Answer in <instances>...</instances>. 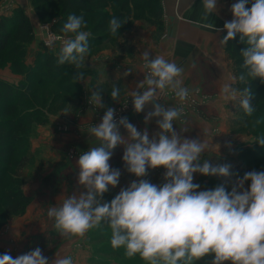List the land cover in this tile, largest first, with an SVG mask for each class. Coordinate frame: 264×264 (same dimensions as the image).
I'll return each instance as SVG.
<instances>
[{
	"label": "clouds",
	"instance_id": "1",
	"mask_svg": "<svg viewBox=\"0 0 264 264\" xmlns=\"http://www.w3.org/2000/svg\"><path fill=\"white\" fill-rule=\"evenodd\" d=\"M248 4L249 0H238L231 5L233 18L224 23L226 35L220 41L227 45L237 34L242 41L246 40L248 46L241 51L244 71L238 77L245 87L239 89L226 82L221 85L219 95L224 102L238 101L244 114L250 117L255 107L251 103L249 80L259 78L264 83V0H252L250 7ZM186 6L191 7V0H187ZM202 7V20L208 21L217 10V0H202ZM196 23L198 27L221 31L213 23ZM123 24L116 17L111 18L110 34L118 35ZM86 27L83 15H69L61 29L68 38L49 33L45 44L50 49L56 40H62L58 64L68 63L77 69L84 66L90 51V33L82 30ZM43 28L48 30L49 26ZM141 58L144 79L128 95L136 113L152 105V110L145 114V124L159 117L156 120L159 131L150 137L147 127L138 130L127 117L117 121L115 108L103 102V90L92 91L89 104L104 109V114L101 122L88 132L100 145L89 148L78 158V185L82 187L79 195H70L59 206L48 208L47 216L53 220V227L60 236L83 238L106 221L111 229V246L123 248L127 257L138 256L145 264H194L207 256L212 257L209 264H264V171L252 170L241 177L232 173L228 164L213 165L207 160L201 164L203 153L220 146L206 139L182 137L173 127L174 121L183 115L182 107L158 102L161 95L169 92L181 104L188 100L190 89L183 85L184 69L163 55L150 59L148 50ZM130 73L126 71L125 76ZM73 79L85 81L84 73L77 72ZM236 80L237 77H232L233 82ZM194 91L199 94L200 89ZM110 97L119 102L120 89L115 83ZM121 126L127 137L121 135ZM255 143L264 147V136ZM118 145L124 147L122 161L128 173L139 178L145 177L149 169L164 168L165 182L156 185L146 179L133 180L110 202H103L109 187L115 188L120 181L121 170L109 163ZM195 173L227 178L230 191L224 184L199 190L201 185L193 182ZM248 182L250 186L246 187ZM0 264H74V260L71 256L57 255L50 261L36 247L15 258L4 253L0 255Z\"/></svg>",
	"mask_w": 264,
	"mask_h": 264
},
{
	"label": "rangeland",
	"instance_id": "2",
	"mask_svg": "<svg viewBox=\"0 0 264 264\" xmlns=\"http://www.w3.org/2000/svg\"><path fill=\"white\" fill-rule=\"evenodd\" d=\"M159 2L161 5L160 18L162 28L159 29L153 23L136 19L133 21L131 28H129L128 31H124L119 44H106L100 47L99 50L96 49L94 52H89L86 55L84 66L80 68V72L84 73L86 82L79 81L81 92L77 102L74 104L71 103L70 106L68 105L54 114L51 113L50 122L48 124L35 127L30 141L31 158L23 171L25 177L23 189L24 187L27 188L26 183L30 184L34 182L32 184L34 186L35 183L44 182L47 178H52V181H45V184H48V186L42 185L40 188H32V186H30L31 189L27 192L30 193L28 194L30 196V202L25 208V211L19 215L9 217L5 224L1 226L0 247L4 248L13 258L39 247L42 254L50 261L54 260L58 255L61 257L71 256L74 260V264H96L90 259H92L93 256H98L95 254V250L99 245L96 246L88 241L90 230L83 238L60 236L53 227V220L48 218L47 210L52 206H59L62 204L63 199L70 195H79V192L82 190V187L78 185L79 169L77 161L83 152L88 151L91 147L100 145V141L90 135L88 129L101 122V119L98 118V113L104 112V109L89 104L88 100L91 92L96 91L98 88L102 89L101 96L104 104L113 108L120 106L125 99L131 98L128 93L129 91H134L132 88V75L136 74V72L141 69L142 73L144 72L143 60L139 57V45L136 43V37L141 30L140 27H144L145 25V27L152 28V35L156 39L163 36L165 32L166 25L164 22L163 0H159ZM8 3H11V0H0V15L11 14L14 8L20 7L28 15L33 33L37 35H35L36 39L26 47L25 61L30 65L34 62V58L40 49L39 46L43 42L42 39L47 36L43 26L48 25L50 32L54 35L58 33H55L50 28V23L44 24L40 21L33 10L32 0H23V2H21L22 5L16 4L13 0L12 7H7ZM66 38L67 36H65V39ZM122 42L124 43L122 44ZM61 46L62 44L59 45L55 42L51 50L55 51ZM221 46L223 55L217 68L221 70V80L225 83H232L234 87L235 82L232 81V77H235L233 71L234 66L224 51L223 44ZM219 51L221 50H218V52ZM8 65L9 64L0 65V78L11 81L7 79V74H10L8 72L10 71ZM115 70L124 74L123 77L112 78V71ZM126 71H131V73L125 76ZM209 74L210 75L205 77L206 79L201 78L202 81L200 84H196L192 87L185 86L190 89V96L183 104H181L171 92L166 95H161L158 102L166 106L182 107L183 115L178 120L174 121L173 127L178 133L181 131L180 129H184L185 131L183 132H186L183 136L184 138L214 139V136L211 134L216 133L217 135V133L221 132V129H226L224 132L232 134L235 143L231 146L227 155H218V157L214 155V152L206 151L201 158V164L205 160L213 165L228 164L231 165L230 171L232 173H234V169H238L239 167L245 169V173L252 170L264 171V163L249 167L243 164V160L240 159L237 154L239 148H242V146L250 144L249 142L251 141L255 143L257 139L255 135L253 133H248L254 121L251 118L247 120L241 119V115L243 114H241V112H243V110L239 108V103L237 101L224 102L220 99L219 89L221 85L220 83H216L218 72L215 68L209 67ZM114 83L120 89L119 102L113 101L110 97ZM195 88L200 89L199 94L195 93ZM213 105H216L217 108H221L222 116L220 123H218L213 113L209 110V106L213 107ZM132 112H134L133 104L123 117L130 116ZM89 115H92L93 118L89 119ZM190 117H198L200 125H202L205 130H209V135L204 137L201 135L196 136V133H200L201 131L198 126L193 125V120H190ZM130 123L136 126L138 130L142 131L144 129L142 123L138 121H132ZM41 127H43V129L46 128V132L43 131ZM59 127H61V129H59ZM260 130L261 133L264 134V129ZM119 131L122 136L127 137V131L123 126L120 127ZM188 132L193 135L187 134ZM193 132L196 133L194 134ZM123 151V145H118L113 150V155L109 161L113 168L121 170L119 184L115 188L109 187L116 195L122 188L127 187L132 182V174L128 173L123 166ZM217 154L219 153L217 152ZM156 170L157 173L154 172L155 169H149L148 175L143 179L156 185H162L165 182L163 179L165 169L157 168ZM157 174L162 178L161 180H158L159 177L157 178ZM240 176L242 177L243 175ZM61 177L64 178V180H62ZM232 179H235V177L233 176ZM193 182L201 185L199 190L213 189L220 184H224L226 189L230 191L228 179L225 177L203 176L199 173H195ZM245 186H250V182ZM40 209H44V211H40ZM95 257L93 259H95ZM99 259L100 257H97L96 260H102ZM211 259V256H207L199 261H195L194 264H209ZM108 262L109 264H121L117 260H109Z\"/></svg>",
	"mask_w": 264,
	"mask_h": 264
},
{
	"label": "trees",
	"instance_id": "3",
	"mask_svg": "<svg viewBox=\"0 0 264 264\" xmlns=\"http://www.w3.org/2000/svg\"><path fill=\"white\" fill-rule=\"evenodd\" d=\"M251 3L252 0H249V7ZM32 5L40 21L50 23V28L62 35L61 29L69 15H83L87 27L82 30L90 33L89 52L106 44H119L124 31H128L136 19L162 28L159 0H32ZM113 17L124 23L116 36L108 30ZM225 35L226 30H223L221 40ZM34 36L30 19L20 7L14 8L11 14L0 15V65L9 64L10 72L21 76L16 82L0 78V228L9 217L23 213L30 202V196L23 189V171L31 158L30 141L35 127L48 124L51 113L77 102L81 92L79 82L73 79L81 69L57 62L61 47L52 51L41 43L34 62L30 65L26 63V47ZM247 46L240 34L227 45L223 44L237 77L234 87L239 89L245 87L238 77L244 71L241 51ZM249 84L255 111L250 117L241 112V119L251 118L254 121L248 133L258 138L264 136L260 130L264 129V83L256 78L249 80ZM257 120L259 124L255 123ZM249 143L239 148L238 157L249 167L263 164L264 147L254 141ZM233 172L244 175L246 171L239 167ZM115 196L109 189L103 196V202H110ZM88 239L99 245L95 250L98 256L90 259L96 264H109V260H117L121 264H145L138 256L127 257L123 248L114 249L111 246V229L106 221L100 227L91 229ZM4 253L7 251L0 247V255ZM97 257L102 260L97 261Z\"/></svg>",
	"mask_w": 264,
	"mask_h": 264
},
{
	"label": "crops",
	"instance_id": "4",
	"mask_svg": "<svg viewBox=\"0 0 264 264\" xmlns=\"http://www.w3.org/2000/svg\"><path fill=\"white\" fill-rule=\"evenodd\" d=\"M12 2L13 0H11V3H8L7 7H12ZM14 2L18 5H22L21 2H23V0H14ZM236 2L237 0H217V10H214V12H216L219 16L213 12L208 21H203L202 0H191V7L186 6L187 0H163V11L165 17L164 22L166 25L165 32L163 36L156 39L152 35V28L145 27V25L144 27H140L141 30L136 37V43L139 45V57L141 58V54L145 50H148L150 59L156 55H163L167 60L174 61L178 66L184 69L182 79L183 85L187 87H192L196 84H200L202 81L201 78L206 79L205 77H207V75H210L209 67H213L218 72L216 83H220V85H222L225 82L221 80V70L217 68L222 60L223 55V51L221 49L222 44L220 42V32L223 30L225 21L232 20L233 17L230 11V7ZM196 21H200L201 23H213L215 28L221 29V31H213L212 29L198 27ZM36 36H34V39H36ZM216 49L221 51L218 52V50ZM193 64H195V67H193ZM8 72L10 74H7V79H10L11 81L16 82L21 78L20 75L12 74L10 71ZM123 75L124 74L119 73V71H112V78L123 77ZM132 76V88L136 90V84L143 79L142 69L138 70L136 74H133ZM151 110L152 105L149 104L145 106L144 110L141 113H136L134 111L132 112V114L130 113V116H127L130 122L138 121L142 123L144 129L147 127L150 137H152L156 132L159 131L156 120L160 119L159 117L153 118L151 121L145 124V114ZM209 110L211 113H213L214 118L218 121V123H220L222 116L221 108H217L216 105H213V107L209 106ZM89 116V119L93 118L92 115ZM190 120H193V125H196L200 128V133L193 132L194 134L196 133V136L201 135L202 137H204L206 135H209V130H205L203 126L200 125V120L198 117H193ZM41 129H43V127H41ZM180 130L181 131L179 132V134L183 137L186 132H183L185 131L184 129ZM225 130L226 129H221V132L217 133V135L216 133H210L212 136H214V139H207L209 142H211L212 145L218 144L220 146L219 149L212 151L216 156L227 155L229 153V149L235 143L232 134L224 132ZM43 131L46 132V128L43 129ZM187 134L193 135L190 132H188ZM217 152L219 154H217ZM154 172L157 173V170L155 169ZM158 177L159 176L157 174V178ZM61 179L64 180V178L62 177ZM161 179L162 178L159 177L158 180ZM47 180L52 181V178H47L45 181ZM45 181L40 182L39 179L40 183H35L34 186L32 185L34 182L30 184L26 183L27 188L24 187V191L27 193L28 190L31 189L30 186H32V188H40L42 187V185L48 186V184H45ZM28 194L30 193H27V195ZM40 211H44V209H40Z\"/></svg>",
	"mask_w": 264,
	"mask_h": 264
},
{
	"label": "built area",
	"instance_id": "5",
	"mask_svg": "<svg viewBox=\"0 0 264 264\" xmlns=\"http://www.w3.org/2000/svg\"><path fill=\"white\" fill-rule=\"evenodd\" d=\"M47 34V36L46 37H44L43 39H42V43L44 44V46L45 47H47L48 49H50L48 46H46V44H45V41L49 38V33H51L50 32V30L48 29V30H46L45 31ZM53 36H60V37H62V39H65V36H62V35H59V34H56V35H54L53 33H51ZM55 42H57V44H62V40H56ZM55 44V43H54ZM125 104H126V106H125ZM131 105H132V100H131V98L130 99H125L122 103H121V105L120 106H118L117 108H115V110H116V112H115V119L118 121L121 117H123V116H125V114H127V111L130 109V107H131ZM103 114H104V112H99L98 113V118H100L101 120H102V116H103ZM59 129H61V127H59ZM148 175V174H147ZM144 177H136V176H134L133 174H132V178H131V181H133V180H140V179H143Z\"/></svg>",
	"mask_w": 264,
	"mask_h": 264
},
{
	"label": "water",
	"instance_id": "6",
	"mask_svg": "<svg viewBox=\"0 0 264 264\" xmlns=\"http://www.w3.org/2000/svg\"><path fill=\"white\" fill-rule=\"evenodd\" d=\"M216 15H218L216 12H214ZM219 16V15H218ZM226 22V21H225Z\"/></svg>",
	"mask_w": 264,
	"mask_h": 264
}]
</instances>
